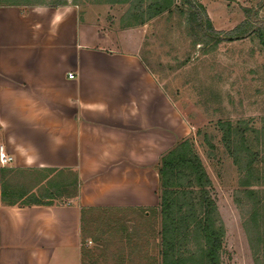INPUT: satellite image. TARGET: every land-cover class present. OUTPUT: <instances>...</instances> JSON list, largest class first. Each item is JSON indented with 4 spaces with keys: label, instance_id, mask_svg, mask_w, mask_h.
Instances as JSON below:
<instances>
[{
    "label": "crops",
    "instance_id": "crops-1",
    "mask_svg": "<svg viewBox=\"0 0 264 264\" xmlns=\"http://www.w3.org/2000/svg\"><path fill=\"white\" fill-rule=\"evenodd\" d=\"M103 10L0 2V146L14 166L81 180L78 205L0 200V264H89L82 207L159 200L156 165L184 117L143 61L140 30Z\"/></svg>",
    "mask_w": 264,
    "mask_h": 264
},
{
    "label": "rangeland",
    "instance_id": "rangeland-1",
    "mask_svg": "<svg viewBox=\"0 0 264 264\" xmlns=\"http://www.w3.org/2000/svg\"><path fill=\"white\" fill-rule=\"evenodd\" d=\"M27 1L56 5L55 0ZM65 1L66 5H77L82 10L101 6L110 22L122 29L140 30L143 61L184 117L186 130L177 143L184 139L191 141L211 179L217 204L216 220L225 230L222 264H264V244L259 246L255 242L259 234L264 239V162L256 165L254 172L259 178L252 186L255 193L250 197L240 185L243 173L227 148L219 126L221 121L240 120L248 130H259L261 155L264 154V44L257 33L252 31L241 39L222 41L218 45L197 44L196 35L183 14L188 12V6L182 0H171L165 10L156 13L155 3L162 0ZM199 1L217 30L230 31L246 18L256 29H264V0ZM47 167L68 170L61 176L64 182L60 184L71 181L77 172L65 167ZM2 168L8 171L2 172ZM34 168L37 167L0 166V180L38 194L51 190L54 186L47 177L50 172L29 170ZM154 191L159 198L160 183ZM78 198L72 195L55 202L56 205H78ZM159 202L160 198L150 206L82 207V249L86 261L161 264L163 219ZM255 207L261 210L259 228L249 223ZM171 244L185 264H200L199 259L193 258L197 245L201 244L200 238L194 234L185 237L184 233L177 235Z\"/></svg>",
    "mask_w": 264,
    "mask_h": 264
},
{
    "label": "trees",
    "instance_id": "trees-1",
    "mask_svg": "<svg viewBox=\"0 0 264 264\" xmlns=\"http://www.w3.org/2000/svg\"><path fill=\"white\" fill-rule=\"evenodd\" d=\"M170 1L156 2L154 12L165 10L168 4H171ZM182 1L188 6V12L183 11V14L186 15L191 31L196 35L197 44L208 42V44L218 45L222 41L241 39L252 31L257 33L264 44V29H256L250 21H247V18L230 31L217 30L214 28L203 3L199 0ZM0 2L8 4L30 3L27 0H0ZM65 3V0L54 1L56 5H64ZM247 16H249V13ZM219 126L223 132V140L227 148L231 151L243 173L240 185L246 188V193L250 197H253L255 191L252 186L258 183L259 178L254 171L258 163L264 162V154L261 155L260 149L261 132L256 129L248 130L245 127V122L240 120L237 122L231 120L221 121ZM23 170L28 171V169ZM29 170L36 172L49 171L50 174L47 175L49 184L54 187L38 194L32 189L12 187L5 183L4 179L0 180L2 183L0 200L7 201L8 205L51 206L56 204L55 200L62 197L72 195L79 197L81 180L78 172L74 174L71 181L60 184L61 181L64 182L60 179L61 176L63 177L68 170L51 167ZM1 171L5 172L8 169L2 168ZM156 171L161 188L159 207L163 219L161 264H185V260L182 261V258L177 255L171 244L175 242L177 235L184 233L185 237L194 234L200 238L201 244L197 245L196 252L193 255L196 260L199 259L200 264H222L225 230L216 220L217 204L212 195L213 191H211L214 190L211 186V179L191 141L184 139L163 154L156 165ZM43 182L41 181V184ZM18 201H21V204H18ZM260 211V208L256 209L255 207L254 212L249 217V223L256 228L261 225ZM255 242L262 246L264 239L259 234L258 237L256 236ZM256 252L258 254V251ZM89 264L100 263L91 261Z\"/></svg>",
    "mask_w": 264,
    "mask_h": 264
},
{
    "label": "built area",
    "instance_id": "built-area-1",
    "mask_svg": "<svg viewBox=\"0 0 264 264\" xmlns=\"http://www.w3.org/2000/svg\"><path fill=\"white\" fill-rule=\"evenodd\" d=\"M73 76V75H71ZM13 161V157L11 155H9L4 147L1 145L0 146V166L2 167H6L8 165L11 164V162Z\"/></svg>",
    "mask_w": 264,
    "mask_h": 264
}]
</instances>
